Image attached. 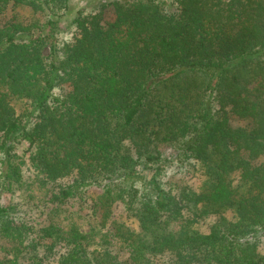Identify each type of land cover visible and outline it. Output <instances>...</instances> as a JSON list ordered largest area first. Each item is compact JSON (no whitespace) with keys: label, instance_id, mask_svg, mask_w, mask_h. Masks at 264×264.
<instances>
[{"label":"trees","instance_id":"trees-1","mask_svg":"<svg viewBox=\"0 0 264 264\" xmlns=\"http://www.w3.org/2000/svg\"><path fill=\"white\" fill-rule=\"evenodd\" d=\"M69 1L0 0V15L48 17L25 39L0 24V264H264V0H117L111 22L77 16L62 43ZM224 95L248 107L245 125L215 105ZM162 144L196 171V189L167 188L148 161ZM35 189L49 223L16 220L2 196L33 213ZM73 201L95 214L91 234L57 227ZM118 202L136 228L110 220ZM184 212L210 217L213 235L190 227L181 241Z\"/></svg>","mask_w":264,"mask_h":264},{"label":"rangeland","instance_id":"rangeland-1","mask_svg":"<svg viewBox=\"0 0 264 264\" xmlns=\"http://www.w3.org/2000/svg\"><path fill=\"white\" fill-rule=\"evenodd\" d=\"M117 0H70L68 3V11L66 14L59 18L58 27L61 33H59L58 40L62 43L68 42L75 31V27L73 25V21L77 16H86V15H95L100 14L102 23L111 22L114 19L113 9L110 3ZM167 4L168 10H174L176 6L172 3V0H163ZM48 19L45 14L34 13L30 8H21L17 7L15 9L4 11L2 15H0V24L6 25L9 27L12 32L17 33V37L20 39L22 37L25 39V35H40V33H45L44 23ZM17 27V28H15ZM30 33V34H28ZM57 38V37H56ZM49 53L48 46H44L42 48L43 56H47ZM230 96H221L215 102V105H220L225 107L227 113L228 123L232 126L238 127L243 126L248 122V107L246 105H229ZM133 132V131H132ZM20 146L25 147V144L22 143ZM177 156V152L172 150L165 144H162L160 148L148 158V161L151 164H162L164 165V183L168 187H171L172 192L174 193L177 189L176 184H181L182 186L189 185L193 189H196L200 184V177L196 178L195 172L190 167L182 166L177 167L175 164H172V161L175 160ZM248 151L244 153L242 163L245 164L249 162L252 164V160L248 159ZM158 163V164H157ZM241 165V164H240ZM238 165V166H240ZM188 168V169H187ZM190 175H194L190 177ZM184 177V178H183ZM182 179V180H180ZM30 193V191H28ZM33 195H35L40 200H35L36 204H38L37 208H34L33 213L28 212V204L26 202H21L16 196V194H2L5 198L4 201H8L12 205L16 206V211L13 213V216L16 220L22 217L30 216L40 223H49L48 216L46 215V207L48 196L44 191L33 190ZM12 196V197H10ZM40 201V202H38ZM72 206V214L71 217L66 221H59L57 223V227L61 228L66 232H80L81 235L91 234L92 228L97 224V218L92 214L91 211L84 209V207H80L76 201L71 202ZM34 204V203H33ZM112 211V219H117L119 222H123L129 225H132L136 228L137 224L133 220L134 218L127 217L126 209L122 206L121 203H116L113 205ZM184 214V219L177 222V225L174 227V235H178L181 238V241L188 240V230L190 227L198 228L201 232H204L208 235L212 234L211 226H213V220L210 217L204 216L200 218H196V220L189 219V215L185 217L186 212ZM141 215L147 221H152L158 217V212L151 208L150 206H146L141 210ZM130 216V215H129ZM63 219V217H60ZM57 219H54L52 222H55ZM69 221V222H68ZM136 221V220H135ZM133 223V224H131ZM194 229V228H193ZM94 237H90L89 242L93 244ZM111 245L119 246V241L117 239L110 238ZM260 253L264 256V237L260 238V244L258 245ZM230 253L228 252L226 257L223 258L224 261H227ZM124 257L122 256L121 259Z\"/></svg>","mask_w":264,"mask_h":264}]
</instances>
